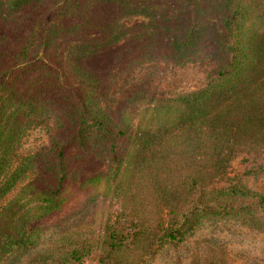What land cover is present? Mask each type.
<instances>
[{
  "label": "trees",
  "instance_id": "trees-1",
  "mask_svg": "<svg viewBox=\"0 0 264 264\" xmlns=\"http://www.w3.org/2000/svg\"><path fill=\"white\" fill-rule=\"evenodd\" d=\"M205 49L224 63L204 87L103 106L137 59L182 64ZM47 118V151L19 156ZM239 154L264 168V0H0V264L73 214L72 182L85 202L108 201L97 264H150L207 220L264 231V196L228 180Z\"/></svg>",
  "mask_w": 264,
  "mask_h": 264
},
{
  "label": "rangeland",
  "instance_id": "rangeland-1",
  "mask_svg": "<svg viewBox=\"0 0 264 264\" xmlns=\"http://www.w3.org/2000/svg\"><path fill=\"white\" fill-rule=\"evenodd\" d=\"M138 20V17L121 19L127 24ZM205 52L182 64L160 59H137L114 77L103 106L114 108L120 104L130 111L155 99L204 87L208 80L218 75L224 63L210 49H205ZM53 127L54 122L47 118L27 129L20 139L17 154L46 152ZM250 165L255 166L246 160L245 155H237L227 169L228 180L238 181L264 196V168L248 172L246 169ZM75 184L69 185L68 191L74 195L67 199L64 207L66 211L74 209L73 214L45 231L38 243L14 264L48 261L54 264H97L96 257L109 212L108 201L103 196H95L85 202L86 193L73 192ZM81 244L88 246V252L81 260H75L69 252L73 248L79 250ZM150 264H264V231L236 219L203 221L180 241L166 243L157 250Z\"/></svg>",
  "mask_w": 264,
  "mask_h": 264
}]
</instances>
